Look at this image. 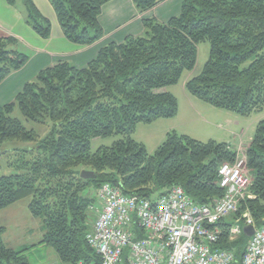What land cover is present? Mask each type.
<instances>
[{"label":"trees","instance_id":"16d2710c","mask_svg":"<svg viewBox=\"0 0 264 264\" xmlns=\"http://www.w3.org/2000/svg\"><path fill=\"white\" fill-rule=\"evenodd\" d=\"M21 8L26 25L48 39L51 23L33 0H5ZM112 0H48L64 38L89 47L100 41L102 8ZM145 13L158 0H131ZM143 32L121 43L103 46L83 68L59 61L28 81L13 102L0 105V156L7 143L31 146L21 151L28 161L19 174L0 177V210L29 199L28 211L42 222L40 247L55 252L59 264H99L87 244L90 207L101 185L120 188L125 196L154 200L180 186L196 204L211 205L224 195L218 170L234 163L237 153L223 142H201L175 132L149 154L132 135L138 124L173 118L174 95L166 91L184 72H191L198 45L207 42L209 56L201 73L185 83L192 97L220 110L248 117L264 108V0H184L166 23L142 21ZM17 39L0 36V84L22 70L29 56ZM49 127L40 136L16 117ZM117 136L109 147L92 151V142ZM252 198L221 222V241L214 249L232 251L241 259L248 237L231 242L229 229L248 212L256 228L264 225V120L245 149ZM81 171L93 178H80ZM93 190V192H91ZM0 227V264H31L26 249L13 250Z\"/></svg>","mask_w":264,"mask_h":264},{"label":"built area","instance_id":"2783aa9c","mask_svg":"<svg viewBox=\"0 0 264 264\" xmlns=\"http://www.w3.org/2000/svg\"><path fill=\"white\" fill-rule=\"evenodd\" d=\"M245 161L237 158L220 166L218 185L224 195L211 205L194 203L180 186L148 200L101 185L89 209L90 229L85 236L99 264H232V251L214 247L223 235L219 224L236 216L242 202L252 198ZM248 226L254 232L241 264H264V225L256 228L248 212L236 218L229 241L237 240Z\"/></svg>","mask_w":264,"mask_h":264},{"label":"rangeland","instance_id":"374dc122","mask_svg":"<svg viewBox=\"0 0 264 264\" xmlns=\"http://www.w3.org/2000/svg\"><path fill=\"white\" fill-rule=\"evenodd\" d=\"M20 49L30 56L31 53L28 49L22 46ZM208 56V43L199 44L197 60L193 70L184 72L176 85L166 89L177 99L178 110L180 105L179 113L177 111L178 115L176 114L173 118L157 119L151 123L136 126L132 137L137 142L142 143L149 154H153L164 142L168 133L175 132L177 134H187L193 139L202 140V142H208L212 139L217 142L229 143L230 149L235 150L237 153L235 160L237 158L246 160L245 149L254 134L257 124L264 120V108L248 117H242L226 110L216 109L194 97L193 99L197 103H201L203 108H191L186 101L185 97L192 96L185 90V82L201 73ZM206 106L214 108L218 111V115L214 116L209 113L205 110L208 109ZM13 117L18 118L27 129H34L40 136H44L50 129L32 122H26L18 110H15ZM119 139L120 137L117 136L96 139L92 142V151L102 146L109 147ZM30 146V144L25 143H7L2 146L0 177L20 173L17 165L30 159V157L24 156L21 151ZM245 172L250 178L246 161ZM28 202L29 199H23L0 210V227L5 230L3 234L4 243L13 250L26 249L25 256L31 264H59L55 261L57 257L53 250L50 249L51 256H53L51 259L41 250L39 243L43 234L42 222L40 219L31 216L28 211Z\"/></svg>","mask_w":264,"mask_h":264},{"label":"crops","instance_id":"0c3cea01","mask_svg":"<svg viewBox=\"0 0 264 264\" xmlns=\"http://www.w3.org/2000/svg\"><path fill=\"white\" fill-rule=\"evenodd\" d=\"M183 1L158 0V4L154 8L139 14L131 0H112L102 8L99 17V24L104 31L103 38L89 47H80L69 43L64 38L48 0H33L42 15L48 18L51 23V34L48 39L38 37L26 25L21 8L10 7L5 0H0V36L14 37L22 47L31 53L26 66L11 74L0 84V105L13 102L22 87L48 66L59 61H67L78 68H83L96 57L98 51L106 44L121 43L127 36L140 35L143 32V20L154 18L159 22L166 23L179 14ZM185 98L191 108H203V105L197 103L193 97L187 96ZM206 108L208 109L205 110L212 115H218V111L214 108L210 106H206ZM179 111L180 105L178 113ZM180 135L189 136L184 133ZM195 140L202 142L199 139ZM40 248L49 259L53 258L50 249Z\"/></svg>","mask_w":264,"mask_h":264},{"label":"water","instance_id":"95a60500","mask_svg":"<svg viewBox=\"0 0 264 264\" xmlns=\"http://www.w3.org/2000/svg\"><path fill=\"white\" fill-rule=\"evenodd\" d=\"M80 178L84 180L92 179L93 173L88 171H81ZM253 232L254 228L252 226H248L243 229V234L248 238L253 234Z\"/></svg>","mask_w":264,"mask_h":264}]
</instances>
